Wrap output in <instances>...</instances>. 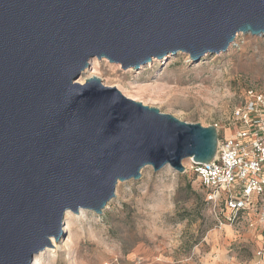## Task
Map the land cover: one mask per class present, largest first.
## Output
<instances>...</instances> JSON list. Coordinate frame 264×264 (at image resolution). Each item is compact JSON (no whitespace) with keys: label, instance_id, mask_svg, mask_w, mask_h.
Instances as JSON below:
<instances>
[{"label":"water","instance_id":"95a60500","mask_svg":"<svg viewBox=\"0 0 264 264\" xmlns=\"http://www.w3.org/2000/svg\"><path fill=\"white\" fill-rule=\"evenodd\" d=\"M238 33L264 34V0H0V264H32L66 211L101 214L143 167L215 155V126L78 82L93 57L198 62Z\"/></svg>","mask_w":264,"mask_h":264},{"label":"rangeland","instance_id":"374dc122","mask_svg":"<svg viewBox=\"0 0 264 264\" xmlns=\"http://www.w3.org/2000/svg\"><path fill=\"white\" fill-rule=\"evenodd\" d=\"M91 76L181 121L222 130L248 89L264 92V34L238 33L226 51L198 62L177 52L135 70L93 57L77 81ZM82 214H64L68 229L36 256L39 264H243L257 245L256 235L216 229L194 174L168 165L143 167L137 180L116 184L101 214Z\"/></svg>","mask_w":264,"mask_h":264},{"label":"built area","instance_id":"2783aa9c","mask_svg":"<svg viewBox=\"0 0 264 264\" xmlns=\"http://www.w3.org/2000/svg\"><path fill=\"white\" fill-rule=\"evenodd\" d=\"M214 126L215 155L202 163L188 159L185 171L202 187L216 229L255 233L257 245L245 264H264V92L248 89L231 124L222 130Z\"/></svg>","mask_w":264,"mask_h":264},{"label":"bare ground","instance_id":"6f19581e","mask_svg":"<svg viewBox=\"0 0 264 264\" xmlns=\"http://www.w3.org/2000/svg\"><path fill=\"white\" fill-rule=\"evenodd\" d=\"M83 77L82 78H80L79 79V82L81 83H83ZM69 213H70V211H66L65 212V216H68L69 215ZM79 215L80 216H82L83 214H82V210H80L79 211ZM79 217V216H78ZM64 223H63V225H62V228H63V231L65 232L67 229H68V227H67V225H65V227H64ZM227 228V227H226ZM63 237V236H62ZM68 240V239H67ZM51 242L56 246V241L54 240V238L53 237H51ZM57 247V246H56ZM39 262H40V260L37 258V257H35L34 258V260H33V263L32 264H39Z\"/></svg>","mask_w":264,"mask_h":264},{"label":"crops","instance_id":"0c3cea01","mask_svg":"<svg viewBox=\"0 0 264 264\" xmlns=\"http://www.w3.org/2000/svg\"><path fill=\"white\" fill-rule=\"evenodd\" d=\"M232 229V228H231ZM235 231V230H234ZM237 232V231H236ZM241 232H242V230H241ZM249 234V235H252V236H254L255 235V233H253L252 231H249V230H243V234ZM256 240H258V239H256ZM254 253V252H253ZM252 259V258H251ZM250 261H248L247 263H249ZM243 264H245V263H243Z\"/></svg>","mask_w":264,"mask_h":264}]
</instances>
